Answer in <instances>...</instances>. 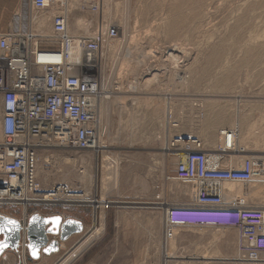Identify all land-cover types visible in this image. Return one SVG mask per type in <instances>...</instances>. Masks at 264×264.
<instances>
[{
    "label": "rangeland",
    "instance_id": "1",
    "mask_svg": "<svg viewBox=\"0 0 264 264\" xmlns=\"http://www.w3.org/2000/svg\"><path fill=\"white\" fill-rule=\"evenodd\" d=\"M83 2H76L69 26L81 22L79 35L100 39L102 45L98 63L110 97L102 103L107 132L101 142L108 148L43 155L49 165L41 179L45 187L65 183L112 207L98 209L96 225L72 237L54 264H264V254L249 261L244 238L233 229L182 228L173 241H165V215L147 204L154 199L161 207L168 195L174 201L195 199L193 184L167 181L177 163L169 151L174 137L200 139L221 153L226 167H238L239 159L264 161V0ZM27 3L16 0L15 11L6 17L8 32L29 30ZM51 28L48 19L45 36ZM111 28L118 30L115 40L107 37ZM1 119L0 100V142ZM229 130L238 134L236 151L222 153L220 133ZM86 157L91 160L83 166L88 177L79 184L75 177ZM247 188H253L255 208L264 207V179ZM185 189L189 197L181 196ZM88 203L28 212L81 217L92 209ZM116 211L125 229L119 237L110 224ZM0 212L15 219L24 215L15 206H2ZM92 234L97 239L86 246ZM19 256L21 264H29L28 252Z\"/></svg>",
    "mask_w": 264,
    "mask_h": 264
},
{
    "label": "built area",
    "instance_id": "2",
    "mask_svg": "<svg viewBox=\"0 0 264 264\" xmlns=\"http://www.w3.org/2000/svg\"><path fill=\"white\" fill-rule=\"evenodd\" d=\"M28 1L32 27L0 37V207L24 209L18 220L22 225L18 252L24 258L31 216L28 209L69 208L84 206L88 201L96 210L112 207L107 201L80 199L83 191L65 183L45 187L38 174L43 155L53 151H99L107 132L102 103L109 93L101 88L105 77L98 63L100 39H72L68 35L71 4L76 0ZM88 1L82 0L83 5ZM47 13H54L49 43L37 29L38 19ZM118 36L115 28L107 31L111 40ZM74 47L79 49L78 61L71 60ZM220 135L224 139L222 153L236 151V135L230 130ZM169 151L177 163L174 175L167 180L193 184L195 199L161 205L165 241H173L182 228L233 229L243 236L249 261H259L264 254V207H250L249 198L244 196L228 203L222 186L249 187L264 175V161L247 158L239 167H226L221 153L205 152L203 142L194 137H174Z\"/></svg>",
    "mask_w": 264,
    "mask_h": 264
},
{
    "label": "water",
    "instance_id": "3",
    "mask_svg": "<svg viewBox=\"0 0 264 264\" xmlns=\"http://www.w3.org/2000/svg\"><path fill=\"white\" fill-rule=\"evenodd\" d=\"M83 231V224L75 220L33 215L27 228L29 254L34 260H39L42 255L55 254L60 249V243ZM21 233L22 225L18 220L0 215V259L7 251H19Z\"/></svg>",
    "mask_w": 264,
    "mask_h": 264
},
{
    "label": "crops",
    "instance_id": "4",
    "mask_svg": "<svg viewBox=\"0 0 264 264\" xmlns=\"http://www.w3.org/2000/svg\"><path fill=\"white\" fill-rule=\"evenodd\" d=\"M15 4H16V0H0V37L7 34L8 32V27H7V19L6 17L8 16L9 13L11 12H14L13 9L15 8ZM28 29H29V21H30V15H31V8H30V3L28 1ZM19 13V12H17ZM17 13L15 15H17ZM43 17H46V16H43ZM42 17V18H43ZM16 17H14L15 19ZM47 18V17H46ZM21 19H23V17H21ZM50 19V18H48ZM47 19V21H48ZM24 20V19H23ZM45 37H50L51 36H45ZM104 103V102H103ZM105 107L103 105V111H104ZM102 116H103V113H102ZM105 126V124L103 125ZM103 131H105V128L103 127ZM108 148V146H106ZM105 147L103 146V149ZM204 150L205 152H208V153H215V151H212V150H209L207 149L206 147H204ZM218 152V151H217ZM244 159H239V163H238V167L242 164ZM176 167V166H175ZM174 167V169H175ZM163 170H165V167L163 168ZM171 175V171L169 170L167 172V177H170ZM168 181V180H167ZM170 182V181H168ZM227 184L223 185L222 186V193L223 195H225V198H227L228 200L230 199L231 201L234 202L236 196L238 195H235L234 193L230 192L228 189H227ZM244 187V186H243ZM245 188V187H244ZM103 189H111L110 187H105L104 188V185H103ZM115 189V188H114ZM252 194H254L253 192V188L252 189H248V188H245V193L242 194L244 197H248L249 200L247 202V204L250 206V207H257L256 205L252 204L251 201H250V198L253 196ZM189 196V195H188ZM241 196V197H243ZM112 198H115V197H112ZM159 200V199H157ZM115 202V200H113ZM117 201V200H116ZM143 201V200H142ZM147 204H149L150 206L152 205L153 208L151 209H155L157 211H160L161 210V213H164L162 208L159 207L160 206V203L157 202V203H154V199H147ZM226 201V200H225ZM164 203H161V205H164V204H168L169 206H172V205H175V203L177 202H181V201H174L173 199L170 198V196L168 195V197H166L163 201ZM120 204H124L122 202H120ZM260 206V205H259ZM91 208V207H90ZM38 209H46V208H38ZM112 212V211H111ZM30 213V218L33 216V215H41L43 217H53V216H60L62 217L64 220H75V221H78V222H81L84 226V233H85V230L87 228H91L90 225L93 227L96 225V221H97V216L99 214V211L92 208V209H88L86 211V215H81V217H67L66 215H62V214H54V215H47V214H42L41 212H29ZM114 214L116 215V219L113 221L111 220L110 221V224H111V230L114 231V236L117 237L119 231H122V230H125L124 227H123V223L121 221V215L122 213L116 211L114 212ZM9 217V216H8ZM10 217H13V216H10ZM30 220V219H29ZM106 220V219H105ZM123 220V219H122ZM121 222V223H120ZM108 225V223H106V226ZM95 230H97V228H95ZM82 232V234H83ZM162 234H163V231H162ZM121 235V234H120ZM118 235V237L120 236ZM74 236H79V235H74ZM72 236V237H74ZM72 237H70L66 242H63V243H60V249L57 253L55 254H52L50 256H47V255H42L41 258L39 260H34L30 254H29V250H28V261H29V264H54L55 261H56V258L57 256H59L60 252L64 251V249L67 247V244L72 242V241H69ZM161 239V238H160ZM157 241H161L157 238ZM21 259H20V256H19V252H11V251H7L0 259V264H21Z\"/></svg>",
    "mask_w": 264,
    "mask_h": 264
},
{
    "label": "bare ground",
    "instance_id": "5",
    "mask_svg": "<svg viewBox=\"0 0 264 264\" xmlns=\"http://www.w3.org/2000/svg\"><path fill=\"white\" fill-rule=\"evenodd\" d=\"M79 1H82V0H76L75 1V3L73 2L72 4H71V6H72V8L70 9L71 11L70 12H73V9H74V7H75V5H76V2H79ZM89 2V1H88ZM78 8L79 7H81L80 6V4H78V6H77ZM76 7V9H78ZM82 10H84V9H82ZM80 24H81V22H77V23H75V24H73V29L71 28L70 29V26H69V31H68V35L71 37L72 36V39H79V38H81V37H85V36H88V35H79V33H78V30H79V27H80ZM46 25H47V18L46 17H41L40 19H38V25H37V29L38 30H40V31H42L43 33H45V27H46ZM45 36V35H44ZM74 37V38H73ZM44 39L46 40L47 39V42L49 43V42H51L52 41V37L51 38H49V37H44ZM77 46L79 45L78 44V41H77ZM182 50V49H181ZM171 51H174V50H171ZM71 55H72V58H71V60L72 61H78L79 60V49H78V47H74L73 49H72V52H71ZM188 55V54H187ZM100 56L102 57L103 55H101L100 54ZM171 57V56H170ZM188 57V56H187ZM99 58V57H98ZM104 58V57H103ZM189 59V58H188ZM175 60V59H174ZM104 66V65H103ZM100 67H101V65H100ZM102 72V71H101ZM101 88H102V90H104L105 91V93L107 94V93H109L108 94V97H110V91L107 89V82H106V80H105V78H104V80H103V82H102V86H101ZM136 91V90H135ZM105 96V95H104ZM107 98V97H106ZM171 115V114H170ZM235 135H236V139H235V146H237V139H238V134H237V132H234V131H232ZM0 138H1V133H0ZM1 140V139H0ZM223 141H224V139H223ZM224 146V145H223ZM104 147L105 148H107L105 145H104ZM99 148V151L97 150V151H95V152H100V149L102 150L103 149V146H102V142H100V146L98 147ZM54 154V153H53ZM93 157V156H92ZM90 158V157H89ZM89 158L88 157H86V158H81V160H80V162H81V164H82V169H80V171H79V173H78V175L75 177V179H76V181H77V183H79V184H82V182H84V179H86L87 177H88V172H87V169H86V167H83L86 163H88V161H91V160H89ZM47 159L48 158H45V160H44V162L42 163V164H40V166H39V169H38V174H40V176H41V172L43 173L44 171V173H47L46 171H47V168H46V166L47 165H49L48 164V162H47ZM63 159V158H62ZM256 159V158H255ZM259 159V158H258ZM225 161H223V165L225 166V162L227 161L226 159H224ZM62 162V161H61ZM95 164V163H94ZM79 167V168H80ZM95 167V166H94ZM61 172H63V171H61ZM64 175V174H63ZM67 176V175H66ZM92 177V179H94L95 180V176L94 175H91ZM63 177V176H62ZM264 175H262V176H260V178H261V180H263L264 178ZM70 178V177H69ZM67 179V178H66ZM259 179V178H258ZM258 179H256V180H258ZM255 180V181H256ZM59 181V180H58ZM259 182V181H258ZM86 185V184H85ZM86 187V186H85ZM227 189L230 191V192H232V193H234L235 195H242V194H244L245 193V188L243 187V186H241L240 184H227ZM80 188V187H79ZM189 192L190 191H188V190H182L181 191V196L182 197H189L188 195H189ZM178 195L180 196V193H178ZM81 197H80V199H83V200H89V199H91V196H90V193H88V192H82V195H80ZM256 196V195H255ZM225 200H226V202H228V203H230V202H233V201H231L230 199L228 200L227 198H225ZM262 203H264V199L262 200ZM193 212H198V211H193ZM1 216H4V217H8V216H5V215H1ZM10 218H13V217H10ZM13 219H15V218H13ZM15 220H19L20 221V219H15ZM191 229H205V228H191ZM178 230H180V229H178ZM227 230V229H226ZM226 230H221V231H226ZM231 230V229H230ZM233 231V230H232ZM177 233V232H176ZM97 239V236L95 235V234H92L90 237H88V239H87V241L88 242H86V246H88V245H90V244H92V242L93 241H95ZM62 264H64V263H62Z\"/></svg>",
    "mask_w": 264,
    "mask_h": 264
}]
</instances>
